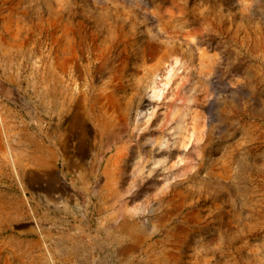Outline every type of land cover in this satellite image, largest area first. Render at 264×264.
Returning <instances> with one entry per match:
<instances>
[{
  "label": "rangeland",
  "instance_id": "obj_1",
  "mask_svg": "<svg viewBox=\"0 0 264 264\" xmlns=\"http://www.w3.org/2000/svg\"><path fill=\"white\" fill-rule=\"evenodd\" d=\"M7 261L264 264V0H0Z\"/></svg>",
  "mask_w": 264,
  "mask_h": 264
},
{
  "label": "bare ground",
  "instance_id": "obj_2",
  "mask_svg": "<svg viewBox=\"0 0 264 264\" xmlns=\"http://www.w3.org/2000/svg\"><path fill=\"white\" fill-rule=\"evenodd\" d=\"M102 118V117H101ZM107 120V119H106ZM112 121V120H111ZM103 122V121H102ZM105 124V123H104ZM104 124L103 125H101L103 128L101 129V130H105L106 128H107V126H104ZM107 125V124H106ZM100 126V127H101ZM113 126H115V125H112V127ZM112 131V130H111ZM116 133H114V135H115ZM7 264H9V262L7 261Z\"/></svg>",
  "mask_w": 264,
  "mask_h": 264
}]
</instances>
